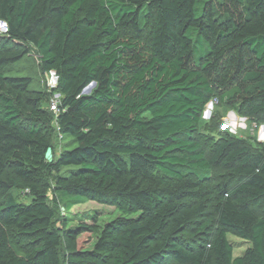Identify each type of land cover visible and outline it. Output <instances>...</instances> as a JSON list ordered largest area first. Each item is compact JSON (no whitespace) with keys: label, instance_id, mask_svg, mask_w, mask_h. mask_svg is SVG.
<instances>
[{"label":"trees","instance_id":"1","mask_svg":"<svg viewBox=\"0 0 264 264\" xmlns=\"http://www.w3.org/2000/svg\"><path fill=\"white\" fill-rule=\"evenodd\" d=\"M0 19V264H264V144L197 137L214 81L235 84L227 104L264 111V0H0ZM149 22L148 45L121 33ZM30 46L59 74L44 98L6 75ZM55 124L72 148L49 159ZM50 190L65 209L84 198L122 215L86 250L89 226H59ZM210 208L198 228L210 238L186 247L180 234ZM229 234L250 247L234 257Z\"/></svg>","mask_w":264,"mask_h":264},{"label":"rangeland","instance_id":"2","mask_svg":"<svg viewBox=\"0 0 264 264\" xmlns=\"http://www.w3.org/2000/svg\"><path fill=\"white\" fill-rule=\"evenodd\" d=\"M152 26V22H149L144 26L142 31H136L131 28L120 30L121 33L128 35L133 39H139L144 44L148 45L151 39ZM29 49L30 54H28L23 60L8 67L6 75L32 77L33 83L29 88V95L37 98H44L46 94L48 95L50 89L47 83V76L41 70L40 58L36 49L33 46H30ZM234 85L235 84H230L223 87L218 85L216 81L213 82V93L215 97H213L205 106L197 135L198 139L201 140L207 148H212L215 143L222 141L226 137L228 138L232 136L246 140L254 149L264 144V138H260L261 135L264 136V111H260L253 116V114L250 113L253 107L252 105L243 106L241 104V108L238 109L236 106L227 104L221 98V96L228 92ZM84 89V94L91 93V91L88 92ZM258 103L256 105H258ZM42 106L45 108L48 107V102L43 100ZM45 131L52 138L54 145L53 150L49 153V159L57 157L64 148H72V145H70L72 143L71 137L61 135L58 132L56 124ZM68 168L70 167H64L61 170V173H64ZM226 174L227 168L221 164H218L213 168L215 181H221ZM14 196L19 202H30L29 192L26 189L15 190ZM49 197L51 205L55 207L57 215L56 222L59 226L74 228H77L80 225L89 226L91 232L81 235L80 240V243H82L83 246H86V250L93 249L102 228L107 223L122 215L117 207L94 200L73 197L74 199L80 200H76L72 208L65 209L62 203L56 205L55 196L51 190L49 191ZM259 213L264 217V207L259 209ZM207 219L212 220L210 222L212 227L215 220L212 208L209 209L206 216L198 217L194 223L180 234V238L186 247L189 248L197 247L200 244L203 245L206 239L210 238V235L207 234L212 233L210 226L207 228L206 232L200 231L198 233V228L201 227ZM228 238L234 246V257L242 255L250 247L249 242L234 235L229 234ZM22 244L25 246L28 242L22 240ZM167 264L176 263L169 260Z\"/></svg>","mask_w":264,"mask_h":264},{"label":"built area","instance_id":"3","mask_svg":"<svg viewBox=\"0 0 264 264\" xmlns=\"http://www.w3.org/2000/svg\"><path fill=\"white\" fill-rule=\"evenodd\" d=\"M9 32V26L7 21L0 19V36L7 35ZM47 83L50 89H54L59 84V74L55 69H52L46 73ZM60 95L55 93L51 98L50 109L54 112L59 110Z\"/></svg>","mask_w":264,"mask_h":264},{"label":"water","instance_id":"4","mask_svg":"<svg viewBox=\"0 0 264 264\" xmlns=\"http://www.w3.org/2000/svg\"><path fill=\"white\" fill-rule=\"evenodd\" d=\"M95 85H96V82H92L88 86H86L84 90L90 92L95 87ZM260 138H264V136L261 135Z\"/></svg>","mask_w":264,"mask_h":264}]
</instances>
